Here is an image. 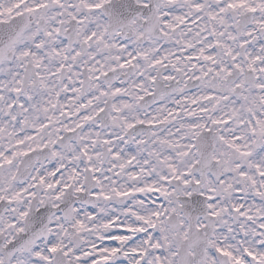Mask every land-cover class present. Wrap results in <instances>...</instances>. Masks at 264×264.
Instances as JSON below:
<instances>
[{"label":"snow or ice","instance_id":"1","mask_svg":"<svg viewBox=\"0 0 264 264\" xmlns=\"http://www.w3.org/2000/svg\"><path fill=\"white\" fill-rule=\"evenodd\" d=\"M0 264H264V0H0Z\"/></svg>","mask_w":264,"mask_h":264}]
</instances>
